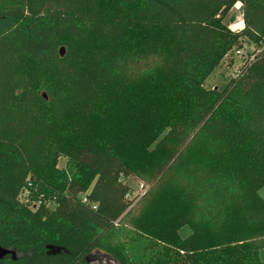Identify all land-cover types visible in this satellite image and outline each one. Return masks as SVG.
I'll use <instances>...</instances> for the list:
<instances>
[{
    "label": "trees",
    "instance_id": "trees-1",
    "mask_svg": "<svg viewBox=\"0 0 264 264\" xmlns=\"http://www.w3.org/2000/svg\"><path fill=\"white\" fill-rule=\"evenodd\" d=\"M242 43L261 50L206 89ZM97 120L118 138L92 135ZM135 122L146 147L127 161ZM60 151L84 174L54 209L28 208L38 161ZM149 172L131 200L124 179ZM263 186L264 0H0V264H96L95 250L117 264H264Z\"/></svg>",
    "mask_w": 264,
    "mask_h": 264
},
{
    "label": "rangeland",
    "instance_id": "rangeland-1",
    "mask_svg": "<svg viewBox=\"0 0 264 264\" xmlns=\"http://www.w3.org/2000/svg\"><path fill=\"white\" fill-rule=\"evenodd\" d=\"M240 7L239 3H236L230 11H237V16L232 24H230V30L232 32H239L242 30L244 22L241 13L238 11ZM246 44L242 43L240 46L244 47V53L246 57L253 58L258 51L253 50V46H244ZM236 48V47H234ZM234 48H232L222 59L221 64L212 72L205 83L206 89L217 88L221 90L226 85V80L229 76L234 73V70L240 62L238 57L233 53ZM254 51V52H253ZM34 80V90L41 101L47 103L48 98L45 90L44 77L36 75ZM146 109V108H145ZM139 126L135 130V126ZM134 125L127 124L126 137H124L127 144L121 149L122 156H124L127 161L135 160L138 154L143 152L146 147V133L149 130L146 123L135 122ZM90 132L92 135L100 138L105 133H108L114 138H118L119 132L117 130L111 129L107 124L102 121L97 120L94 124L90 126ZM130 142V143H129ZM69 151V150H68ZM68 151H60L55 155L45 157L38 161L36 167V179L31 182L29 178V183L21 193V201L27 205L28 208L33 209L39 202L46 203L50 209L56 207L55 198L57 194L63 192V184L70 174L83 175L84 170L74 164L69 156ZM149 173H141L139 177L131 176L124 179V183L131 189L132 193L130 196L131 200L136 201L141 197L144 192L148 189L149 185L145 184L146 180L150 175ZM147 183V182H146ZM260 197H264V186L259 190ZM189 233L188 228L184 227L181 229L180 234L182 237L187 236ZM261 257L264 259V250L261 252ZM88 261L97 264H116L109 256L104 252L95 250L88 257Z\"/></svg>",
    "mask_w": 264,
    "mask_h": 264
},
{
    "label": "built area",
    "instance_id": "built-area-1",
    "mask_svg": "<svg viewBox=\"0 0 264 264\" xmlns=\"http://www.w3.org/2000/svg\"><path fill=\"white\" fill-rule=\"evenodd\" d=\"M243 27H244V25H243ZM244 46H247V45H244ZM233 53L238 57L240 62L238 63V66L234 70V73L231 75V77L229 76L230 79H235L239 76L240 64L242 63L243 60H251L252 59L251 57L245 56L244 47H241V46L234 48Z\"/></svg>",
    "mask_w": 264,
    "mask_h": 264
},
{
    "label": "water",
    "instance_id": "water-1",
    "mask_svg": "<svg viewBox=\"0 0 264 264\" xmlns=\"http://www.w3.org/2000/svg\"><path fill=\"white\" fill-rule=\"evenodd\" d=\"M9 253H11V251L10 250H8V249H2V248H0V258H2V257H4L5 255H7V254H9ZM113 260V259H112ZM114 261V260H113ZM115 262V261H114ZM92 263V262H91ZM116 263V262H115ZM97 264V263H96ZM117 264V263H116Z\"/></svg>",
    "mask_w": 264,
    "mask_h": 264
}]
</instances>
